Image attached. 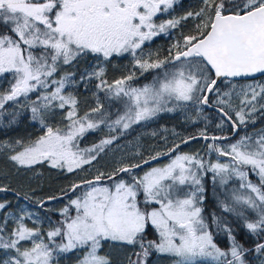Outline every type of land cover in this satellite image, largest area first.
<instances>
[{
	"label": "snow or ice",
	"instance_id": "obj_1",
	"mask_svg": "<svg viewBox=\"0 0 264 264\" xmlns=\"http://www.w3.org/2000/svg\"><path fill=\"white\" fill-rule=\"evenodd\" d=\"M179 2L0 0V82L8 85L0 88V129L13 128L28 112L43 130L35 138L0 140V157L16 173L36 175V166L45 164L82 170L119 138L80 149L86 133L107 125L123 134L189 107L198 114L213 108L220 117L216 127L229 131L199 133L211 141L215 162L180 153L176 144L143 160L170 157L142 175L134 172L141 164H125L61 189L68 196L83 187L46 227L38 226L36 213L22 208L17 214L10 201L0 202V264H59L68 253L77 256L76 264H264V129L240 134L255 123L254 114L264 115V0H200L198 10L174 16ZM190 18L196 21L192 33L162 58L145 54L149 42ZM127 56L130 69L110 81L108 67ZM89 60L90 70L78 77L69 71ZM149 72L151 81L137 86ZM92 81L96 106L80 115L79 101L65 94L66 87ZM99 93L123 103L115 120ZM57 109L67 122L62 127L49 123ZM10 190L0 185V192ZM59 198L35 203L43 208Z\"/></svg>",
	"mask_w": 264,
	"mask_h": 264
},
{
	"label": "trees",
	"instance_id": "obj_2",
	"mask_svg": "<svg viewBox=\"0 0 264 264\" xmlns=\"http://www.w3.org/2000/svg\"><path fill=\"white\" fill-rule=\"evenodd\" d=\"M200 6V0H180V2L174 6L173 12L176 13V16L184 15L187 11H196L199 9ZM195 20L189 19L185 25L181 28L174 29L173 31V36L176 35L177 40H182V37L184 35H189L192 33L195 25ZM169 37H171L169 35ZM160 37L159 40L160 42L164 43V45H159L154 44L153 46H150L151 48L156 49V53L159 52L161 58L166 54V50L173 44V39H169ZM164 40H167L166 42ZM131 67V64H129L126 68L120 70L118 69L117 71H112L111 67L109 66V72H107L108 79L111 81L114 78H118L121 74L126 73ZM81 71H83L81 69ZM154 73L149 72L145 73L144 76L140 77L137 86L143 85L145 83H149L153 77ZM261 79H264L262 77ZM72 94L76 96V98L79 100H83V94L80 93L79 90L74 89L72 90ZM101 102L105 105L106 110L110 113V120H114L117 118V115L121 109V106H123V103L115 104L116 101H111L109 102L104 94L99 95ZM102 97V98H101ZM90 104L86 107L87 112L92 108ZM124 107V106H123ZM57 111V115L60 113L62 114V111ZM28 112H25L23 116L20 117V122L17 125H14L13 128H8V129H0V139L5 138V136H10L14 135L16 133H19L21 130L24 132L29 129L30 127V121L28 119L29 117ZM56 115V116H57ZM56 116L51 119L52 122L55 121ZM178 117L175 116H167L166 113H161V116L159 117L158 123L168 125V126H173L176 129V133L174 134L171 138H169L168 142H170L169 145H165L166 140L164 136L158 135L155 137H148V136H143L142 137V143L144 144L145 148L140 154L139 157H129L128 162L125 164H139L143 160L149 159L151 156H155L157 153L160 152H166L169 148L173 146V144L178 143L182 141L184 138L199 135L201 131H207L208 135H229L228 131V126L225 125L224 130H221L216 127V125L220 122V117L218 114L215 112H211L208 110H203V113L198 114L196 111L193 112V116H191V121L189 122H180L176 121ZM253 119L255 120V123H249L246 128H243L241 131V135L244 134V132H248L249 134L260 130L264 129V115H261L259 113L254 114ZM182 120V119H181ZM50 121V120H49ZM184 121V120H183ZM39 124L36 122H32V135L33 137H36L38 134H35L38 132L36 126ZM128 136H132L129 134H126ZM32 137V138H33ZM236 138L233 139V141ZM124 141H128V137L125 138ZM172 141V142H171ZM226 143V142H225ZM162 146L164 148H162ZM196 147H199L198 149H195ZM207 143L203 142H193L190 143L181 149H179V152H187L189 148V153L193 152H200L202 151V148L206 149ZM163 149V150H162ZM166 160L160 161L158 163L152 164H162ZM94 163H92L93 165ZM124 164V165H125ZM143 168L141 170L135 171L136 174H141V172L147 170L149 167ZM114 168H117L118 165H114ZM39 168L41 169V174L36 177L34 181L31 183V187L22 195L23 190H20V185L16 184L15 182L10 181L9 178H12L15 176L16 170L12 168L11 164L9 162H6V158L1 157L0 158V170H3L7 175L6 176H0V185H6L8 186L11 190L6 191V192H0V202L2 201H10L11 202V210H16L17 206L21 203H27L30 207L43 212L44 207L48 205L55 204L56 202H61L65 200V197H62L61 199L51 201L48 204H45L43 208H35L34 205H36L35 201L39 199H46L48 196H60L63 195L61 192V189L68 190L73 183H79L83 180H90L94 178L93 172H84L87 170V168L82 171V170H77L74 173H68L65 170H57V169H51L49 166L46 165H40ZM112 172V171H111ZM37 173V172H36ZM110 173V172H107ZM126 178V177H125ZM253 180L255 181V177H252ZM106 180V179H105ZM103 183H110L109 181H103ZM83 190V187L81 189H78L76 193H80ZM19 193V195H17ZM75 193V194H76ZM75 194H71L68 197H71ZM27 195L30 197V199L25 200L24 196ZM50 215L54 219H59L60 217L56 215L53 212H50ZM0 216H3V213H0Z\"/></svg>",
	"mask_w": 264,
	"mask_h": 264
},
{
	"label": "rangeland",
	"instance_id": "obj_3",
	"mask_svg": "<svg viewBox=\"0 0 264 264\" xmlns=\"http://www.w3.org/2000/svg\"><path fill=\"white\" fill-rule=\"evenodd\" d=\"M162 18H167V14H165ZM173 31H174V29L170 30L169 35L171 37H169V35H164V34H162L160 37H164V38L169 37V39L174 40L173 41V43H174V42H176L177 37H176V35L173 36ZM160 37H156V38H154V41L149 42L148 47H146V49H145V54H147L148 52H152L153 54L156 53V49H154V48L150 49V46H153L157 42L156 40L159 39ZM113 61L115 62L114 67L112 68V70L114 72L116 69L122 70V69L126 68L130 64L131 57L127 56L126 58H117ZM81 63L83 64L82 61H81ZM87 69L90 70L89 66L87 67ZM82 70L84 71L85 69L83 68ZM76 72H77V76H79V74L81 73V68L79 71H76ZM95 83H96L95 81H92V82H89L87 85L83 84V89L88 93H86L84 91H80V93L84 95L82 98L83 100H79L78 111H79L80 115H83L85 112H87L86 107L89 104L93 107L96 106V98L93 95V93L97 91L95 89V86H94ZM7 86L8 85H7L6 81L0 82V88H6ZM67 87H70V85ZM67 93H72V92L65 91V94H67ZM101 94H104V93H99V95H101ZM114 101H116L115 102L116 105L121 103L120 101H117V100H114ZM57 110L61 111L59 109H57ZM122 111H123V106H121L119 113H122ZM195 111L196 110L194 108L189 107V108L182 110V111L166 113V115L178 117V119L176 121L186 122L189 120V122H190L191 116H193V112H195ZM160 116H161V114L158 117L154 118L153 120L143 122L141 125H134L131 129H128L123 134H120L119 131L110 132L107 125H102L100 129L86 133L83 138H80L78 140V144H79L80 149L90 148L94 144H98L101 139L108 137L110 135H116L119 138L117 140H115L112 145H109L105 149V151L100 154V156L97 158L96 161H93V163H94L93 165H85L84 168L82 169V171H84L87 168L88 171L85 170L84 172H93V176H96L98 174V172L107 173V172L113 171L115 169L113 167L114 165H118V167H120L121 165H124L125 163L128 162L127 160L130 156L131 157H134V156L139 157L145 148L144 144L142 143V137L145 135L148 137L149 136L155 137L158 135L164 136V138L166 140L165 145H169L170 142L169 143H167V142H168L169 138H171L174 134H177L176 129L173 126H168V125L158 123ZM62 117H63V113L62 114L60 113L59 115L56 116V119L54 122L51 121V119H52L51 118L49 123H51L55 127H62L64 123H67L66 121L62 120ZM36 128H37L38 132L35 134H38L37 136L42 135L43 130L40 128V125L36 126ZM126 134H129L132 136H128ZM32 137H33V135H32ZM126 137H128V141H124ZM14 138H20V137L11 135L7 138L0 139V140H7V139H14ZM24 138H26V137H24ZM33 138H35V137H33ZM162 148H164V147L162 146ZM198 148L199 147H196L195 149H198ZM186 151L187 152H180V153L198 154L201 158L205 159L206 161L211 160V161L215 162V160L217 159L216 153H210L208 151L207 147H206V149L202 148V151H200V152L196 151L193 153H189V148ZM219 159L221 161H226L227 158L219 157ZM6 162H8V161L6 160ZM169 162H170V158L162 164H156V165H153L151 167H161L163 165H166ZM151 167H149V168H151ZM149 168L145 171H148ZM35 171L37 172L36 175H34L33 172H31V171L26 172V173L25 172L17 173L12 178H9V182L12 181V182H15L16 184H19L20 185L19 189L23 190L22 195H24V193L26 191H28V189L31 187L32 181H34L36 179V177L41 174V169L39 168V166H36ZM145 171L141 172V174H139V175H142ZM92 179H94V178H92ZM79 194L80 193H76L75 195H79ZM75 195L71 196V198H75ZM68 198L69 197H66V199L61 201V202H56L55 204L48 205V206L44 207L43 212L38 211V210L30 207L27 203H24V202H21L17 206L15 211L14 210H11V211H14L18 214L19 210L24 208L28 211L34 212L38 215L39 220L42 221V223L38 224V226L46 227L48 224V218L49 217L51 218V220L53 222L56 221V219L51 217L50 212H53L56 215H58L57 210H59L60 208L64 207L65 204H67ZM29 223L31 224V221H29ZM105 251H108L107 247L105 248ZM128 254L131 255L130 250L128 251ZM152 259L156 260L157 258L154 256ZM76 261H77V256L73 253L61 254V256L59 258V264H76ZM160 264H168V261L162 260L160 262Z\"/></svg>",
	"mask_w": 264,
	"mask_h": 264
},
{
	"label": "flooded vegetation",
	"instance_id": "obj_4",
	"mask_svg": "<svg viewBox=\"0 0 264 264\" xmlns=\"http://www.w3.org/2000/svg\"><path fill=\"white\" fill-rule=\"evenodd\" d=\"M172 11V15H174V16H176V13H174L173 12V10H171ZM157 42L155 43L157 46H158V43H159V45L161 44V45H164V43H162V42H160V40L159 39H157L156 40ZM165 42L167 41V40H164ZM83 62V64L82 63H80L79 64V66L77 67V68H75V69H69V71H79L80 70V68L81 69H87V67L92 63V61L91 60H89V61H87V62H84V61H82ZM90 63V64H89ZM114 64H115V62L113 61L112 62V65H110V67H111V70H112V68L114 67ZM118 69H116L115 71H117ZM113 71V70H112ZM82 72V71H81ZM108 72H109V67H108ZM78 77V76H77ZM74 89H77V90H79V91H84V92H86L84 89H83V84H81V83H77V85L75 84V85H70V87H66V90L65 91H69V92H72V90H74ZM86 93H88V92H86ZM29 116H30V114H29ZM11 136V135H10ZM12 136H18V137H26V138H28V137H31L32 138V122H30V127H29V129H27L25 132L23 131V130H21L19 133H16V134H14V135H12ZM7 137H9V136H5V138H7ZM4 139V138H3ZM207 144H209V143H211V142H206Z\"/></svg>",
	"mask_w": 264,
	"mask_h": 264
},
{
	"label": "water",
	"instance_id": "obj_5",
	"mask_svg": "<svg viewBox=\"0 0 264 264\" xmlns=\"http://www.w3.org/2000/svg\"><path fill=\"white\" fill-rule=\"evenodd\" d=\"M205 110H208V111H212V112H215L216 114H217V112L213 109V108H208V107H205L204 108ZM191 137H197L196 139H189L190 137H187V138H185V139H183V140H188V143L187 144H190V143H193V142H211V141H205L204 139H202V138H199V135H195V136H191ZM234 138H236L235 136H233L232 137V139H234ZM177 144H180V149L182 148V147H184L185 145H187V144H182L181 142H179V143H177ZM176 145V144H175ZM174 146V145H173ZM172 146V147H173ZM171 147V148H172ZM168 158H170V157H168V156H159L158 157V159L157 160H150V162H149V164H143L142 162H140L139 164H141V168H138V169H135L134 170V172L135 171H138V170H141V169H143V168H146V167H148V166H150V165H152V164H155V163H158V162H160V161H163V160H166V159H168ZM147 160H149V159H147ZM91 180V179H90ZM104 181H106V180H104ZM79 183H81V182H79ZM72 193H70L69 192V195H71ZM68 195V196H69ZM68 196H64V195H60V196H57V197H60L59 199H61L62 197H68ZM46 200V199H45ZM58 200V199H57ZM51 202V201H50ZM50 202H47L46 204H48V203H50ZM34 207L35 208H41V207H39L37 204L36 205H34Z\"/></svg>",
	"mask_w": 264,
	"mask_h": 264
},
{
	"label": "bare ground",
	"instance_id": "obj_6",
	"mask_svg": "<svg viewBox=\"0 0 264 264\" xmlns=\"http://www.w3.org/2000/svg\"><path fill=\"white\" fill-rule=\"evenodd\" d=\"M212 112V111H211Z\"/></svg>",
	"mask_w": 264,
	"mask_h": 264
}]
</instances>
